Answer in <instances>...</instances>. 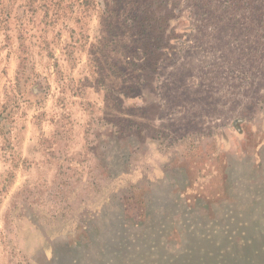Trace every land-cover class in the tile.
Listing matches in <instances>:
<instances>
[{
	"label": "rangeland",
	"instance_id": "1",
	"mask_svg": "<svg viewBox=\"0 0 264 264\" xmlns=\"http://www.w3.org/2000/svg\"><path fill=\"white\" fill-rule=\"evenodd\" d=\"M0 264H264V0H0Z\"/></svg>",
	"mask_w": 264,
	"mask_h": 264
}]
</instances>
